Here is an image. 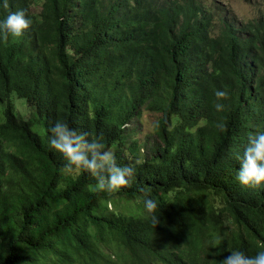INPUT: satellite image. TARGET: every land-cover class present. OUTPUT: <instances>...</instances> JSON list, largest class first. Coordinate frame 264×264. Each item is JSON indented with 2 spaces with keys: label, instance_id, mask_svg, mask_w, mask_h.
<instances>
[{
  "label": "trees",
  "instance_id": "trees-1",
  "mask_svg": "<svg viewBox=\"0 0 264 264\" xmlns=\"http://www.w3.org/2000/svg\"><path fill=\"white\" fill-rule=\"evenodd\" d=\"M7 2L0 21L23 9L32 25L0 35V264H222L264 250V186L236 179L248 137L264 133V13L238 23L216 0ZM216 90L229 93L223 111ZM13 95L35 114L20 117ZM144 111L159 116L140 153L128 129ZM57 119L102 135L118 165L140 161L130 186L97 194L87 173H65L49 146Z\"/></svg>",
  "mask_w": 264,
  "mask_h": 264
},
{
  "label": "clouds",
  "instance_id": "clouds-1",
  "mask_svg": "<svg viewBox=\"0 0 264 264\" xmlns=\"http://www.w3.org/2000/svg\"><path fill=\"white\" fill-rule=\"evenodd\" d=\"M8 8L7 0L2 5ZM32 25L26 11L21 9L10 12L0 21V35L19 38ZM215 108L223 111L225 105L221 101L229 96L227 90H216ZM217 127L224 131L226 125L218 123ZM49 146L66 162L63 171L67 174L87 173L94 181V190L97 194L108 196L117 194L122 188L130 186L135 179V161L124 166L117 163L112 151L106 149L102 135L91 136L90 133L78 132L61 119H57L49 129ZM240 169L236 179L245 188L258 189L264 186V133H256L248 137L246 146L241 155L237 156ZM146 212L150 215L153 224L159 223L155 214L158 204L155 200H144ZM222 264H264V250L249 256L241 250H233L226 255Z\"/></svg>",
  "mask_w": 264,
  "mask_h": 264
},
{
  "label": "rangeland",
  "instance_id": "rangeland-1",
  "mask_svg": "<svg viewBox=\"0 0 264 264\" xmlns=\"http://www.w3.org/2000/svg\"><path fill=\"white\" fill-rule=\"evenodd\" d=\"M207 5L214 6V0H203ZM220 5L225 6L230 13L236 18L238 23H247L249 21L256 20L260 17L261 13H264V0H216ZM32 10L37 13L40 11L39 5H33ZM12 101L18 115L24 119H27L35 114L33 107H30L24 98H18L12 96ZM2 105H0V116L2 115ZM159 115L150 111H144L140 119H135L130 125L128 131L131 132V136L137 138L139 141L140 153H143L144 143L150 140L152 143L151 134L153 132V121ZM36 130H40V126L35 127ZM113 153L114 149L111 150ZM129 156V160L133 161L129 149L126 148L125 152ZM140 200H132L130 203H125L124 200L119 202L116 206L114 203H109V209L121 210V212H127L128 210H136L140 207Z\"/></svg>",
  "mask_w": 264,
  "mask_h": 264
}]
</instances>
